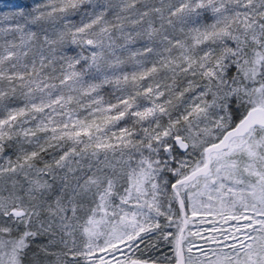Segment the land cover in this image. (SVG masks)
<instances>
[{"label": "snow or ice", "instance_id": "1", "mask_svg": "<svg viewBox=\"0 0 264 264\" xmlns=\"http://www.w3.org/2000/svg\"><path fill=\"white\" fill-rule=\"evenodd\" d=\"M0 264H264V0H0Z\"/></svg>", "mask_w": 264, "mask_h": 264}]
</instances>
